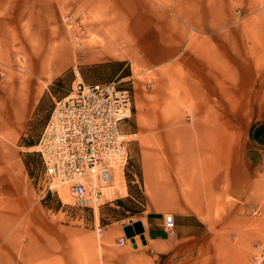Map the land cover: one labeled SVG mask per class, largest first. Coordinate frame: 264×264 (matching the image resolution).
<instances>
[{
	"label": "rangeland",
	"instance_id": "374dc122",
	"mask_svg": "<svg viewBox=\"0 0 264 264\" xmlns=\"http://www.w3.org/2000/svg\"><path fill=\"white\" fill-rule=\"evenodd\" d=\"M171 52L168 64L164 54ZM188 60L212 78L250 65L254 78L243 116L249 124L264 119V0H0V107L24 99L34 106L19 125H0V153L21 165L25 187L22 196L0 179V264H129L143 249L144 230L123 246L118 239L126 226L140 222L144 229L142 217L151 209L144 166L150 150L162 147L152 120L181 126L193 116L180 96L181 83L166 89L163 103L152 91L161 90L163 79L175 81L166 73L170 65L182 69ZM238 80L232 78L234 86ZM110 83L131 96V116L121 124L128 161L114 168L122 185H106L95 214L75 207L62 186L60 199L48 191L38 143L56 102L78 85ZM246 127L234 133V153L245 148ZM231 201V207L204 206L212 220L201 231L216 247L205 264H264V176L257 188ZM160 208L163 216L180 210Z\"/></svg>",
	"mask_w": 264,
	"mask_h": 264
},
{
	"label": "crops",
	"instance_id": "0c3cea01",
	"mask_svg": "<svg viewBox=\"0 0 264 264\" xmlns=\"http://www.w3.org/2000/svg\"><path fill=\"white\" fill-rule=\"evenodd\" d=\"M164 57L168 64L174 60L172 52ZM184 66L178 69V64L170 65L172 69L166 73L171 75L170 78L175 77V81L163 79L161 90L153 88L154 93L152 91L156 96L160 94L163 103L166 89L171 91L181 83L184 91L180 96L189 105L193 116L181 126L175 121L161 119L153 123L152 120V127H160L156 141H160L162 147L160 150L151 149L150 156H146L144 189L151 209L142 217L146 245L140 251L136 250L135 255L131 253L129 261L133 264H205L204 259L215 253L216 247L209 245L207 233L201 231V225L212 220L205 217L210 214L204 212V206L231 207V200L246 196L251 189L257 188L260 175H263L264 119H255L250 124L248 118L244 119L248 115L250 84L253 85L254 78L248 69L250 65L240 66V69L228 71L229 75L216 78L209 77L193 60H188ZM161 69L160 74L164 77L165 70ZM179 73L183 75L173 76ZM232 78L239 79L236 86ZM212 85L214 90L209 91ZM210 100H215L218 107L210 106ZM211 108L217 111L210 112ZM218 108L225 111L224 114L218 112ZM33 109V104L25 99L14 105L6 101V105L0 107V125L8 128L19 125L30 117ZM233 109L241 111V117L233 115ZM255 110L260 112V105ZM240 125L247 126L243 135L245 148L242 153H234V133L238 132ZM153 137L152 134L151 141ZM11 153L15 156L17 152ZM159 156L162 158L160 162ZM21 173L18 162H9L8 154L0 153V179L10 182L24 196ZM160 207H179L180 210L173 215L174 233L164 229V213ZM183 222L184 226L179 225Z\"/></svg>",
	"mask_w": 264,
	"mask_h": 264
},
{
	"label": "built area",
	"instance_id": "2783aa9c",
	"mask_svg": "<svg viewBox=\"0 0 264 264\" xmlns=\"http://www.w3.org/2000/svg\"><path fill=\"white\" fill-rule=\"evenodd\" d=\"M131 102L128 90L110 83L78 85L55 103L38 143L51 194L60 199L62 186L77 208L94 212L104 204L103 190L111 183L114 168L123 169L128 161L121 124L131 116ZM163 226L174 230L172 215L163 216ZM125 241L121 237L118 244Z\"/></svg>",
	"mask_w": 264,
	"mask_h": 264
},
{
	"label": "water",
	"instance_id": "95a60500",
	"mask_svg": "<svg viewBox=\"0 0 264 264\" xmlns=\"http://www.w3.org/2000/svg\"><path fill=\"white\" fill-rule=\"evenodd\" d=\"M135 230V232L133 231V229ZM123 232L125 234V237L127 239L130 238H134L135 234H141L143 232V227L142 224L140 222L134 223L133 226H126L123 228ZM133 240V239H132Z\"/></svg>",
	"mask_w": 264,
	"mask_h": 264
},
{
	"label": "bare ground",
	"instance_id": "6f19581e",
	"mask_svg": "<svg viewBox=\"0 0 264 264\" xmlns=\"http://www.w3.org/2000/svg\"><path fill=\"white\" fill-rule=\"evenodd\" d=\"M117 173H119V177H117V176H118ZM120 176H121L120 171H119V172H116V174L113 175V179H112V180H114V182H116V184H117L118 187H121L120 184L122 183V182H121V180H122L121 178H122V177L120 178ZM111 182H112V181H111ZM121 185H122V184H121ZM122 188H123V186H122ZM61 189H65L66 192H67V194H68V189H67L66 187L61 188ZM61 189H60V190H61ZM120 191H121V190H120ZM68 196H69V194H68ZM69 198H70V196H69ZM94 212H95V214H97V210H96V208H95V211H94ZM131 239H132V238H131Z\"/></svg>",
	"mask_w": 264,
	"mask_h": 264
}]
</instances>
